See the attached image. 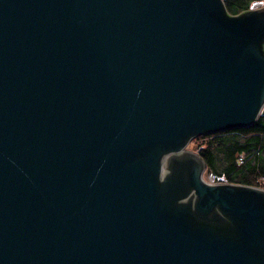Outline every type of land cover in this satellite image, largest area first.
<instances>
[{
    "label": "water",
    "instance_id": "95a60500",
    "mask_svg": "<svg viewBox=\"0 0 264 264\" xmlns=\"http://www.w3.org/2000/svg\"><path fill=\"white\" fill-rule=\"evenodd\" d=\"M262 115L263 0H0V264H264L187 149Z\"/></svg>",
    "mask_w": 264,
    "mask_h": 264
},
{
    "label": "trees",
    "instance_id": "16d2710c",
    "mask_svg": "<svg viewBox=\"0 0 264 264\" xmlns=\"http://www.w3.org/2000/svg\"><path fill=\"white\" fill-rule=\"evenodd\" d=\"M252 1L224 0L231 14L246 10ZM195 138L200 139L194 150L206 162L205 175L264 188V115L251 126Z\"/></svg>",
    "mask_w": 264,
    "mask_h": 264
},
{
    "label": "rangeland",
    "instance_id": "374dc122",
    "mask_svg": "<svg viewBox=\"0 0 264 264\" xmlns=\"http://www.w3.org/2000/svg\"><path fill=\"white\" fill-rule=\"evenodd\" d=\"M190 142H191L192 144L189 143L188 146H187V149L195 151V150H194V146L200 142V139H198V138H194V139H192ZM209 177H211V175L207 176V175L204 174V178H205L206 180H208V181H210ZM211 178H212V177H211ZM212 180H213V179H212ZM213 182H214V181H213Z\"/></svg>",
    "mask_w": 264,
    "mask_h": 264
},
{
    "label": "built area",
    "instance_id": "2783aa9c",
    "mask_svg": "<svg viewBox=\"0 0 264 264\" xmlns=\"http://www.w3.org/2000/svg\"><path fill=\"white\" fill-rule=\"evenodd\" d=\"M209 179H210V181H211V182H213V181H214V180H212V178H211V177H209Z\"/></svg>",
    "mask_w": 264,
    "mask_h": 264
}]
</instances>
